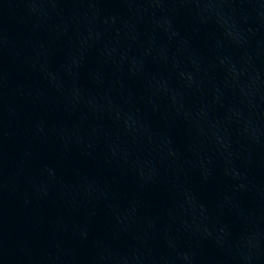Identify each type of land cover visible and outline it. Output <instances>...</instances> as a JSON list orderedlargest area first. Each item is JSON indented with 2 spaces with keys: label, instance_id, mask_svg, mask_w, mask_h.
Masks as SVG:
<instances>
[{
  "label": "water",
  "instance_id": "water-1",
  "mask_svg": "<svg viewBox=\"0 0 264 264\" xmlns=\"http://www.w3.org/2000/svg\"><path fill=\"white\" fill-rule=\"evenodd\" d=\"M0 264H264V0H0Z\"/></svg>",
  "mask_w": 264,
  "mask_h": 264
}]
</instances>
